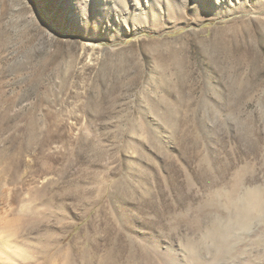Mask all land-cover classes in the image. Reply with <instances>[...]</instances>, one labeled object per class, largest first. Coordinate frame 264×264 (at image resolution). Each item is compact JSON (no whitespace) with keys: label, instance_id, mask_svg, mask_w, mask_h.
I'll return each instance as SVG.
<instances>
[{"label":"rangeland","instance_id":"rangeland-1","mask_svg":"<svg viewBox=\"0 0 264 264\" xmlns=\"http://www.w3.org/2000/svg\"><path fill=\"white\" fill-rule=\"evenodd\" d=\"M0 240L264 264V0H0Z\"/></svg>","mask_w":264,"mask_h":264},{"label":"bare ground","instance_id":"bare-ground-1","mask_svg":"<svg viewBox=\"0 0 264 264\" xmlns=\"http://www.w3.org/2000/svg\"><path fill=\"white\" fill-rule=\"evenodd\" d=\"M11 238H12V237H11ZM14 239H15V242H16V239H18V236H17V238H13V240H14ZM10 240H11V239H10ZM10 240H6V241L0 240V249H2V250L4 249V250H5V249H10V248H12V245L14 244V242L11 243L12 240H11V241H10ZM15 244H17V242H16ZM15 244H14V245H15ZM18 244H19V242H18ZM18 244H17V245H18ZM19 245H20V244H19ZM19 245H18V247H19ZM20 246H21V245H20ZM18 247H17V248H18ZM47 248H48V247H47ZM20 249H21V248H20ZM4 250H3V251H4ZM11 250H12V249H11ZM14 250H15V249H14ZM18 250H19V248H18ZM7 252H8V251H7ZM14 252H16V251H14ZM44 252H45L44 250L41 251V255H42V257H43L44 254H45ZM16 253H17V252H16ZM46 255H47V254H46Z\"/></svg>","mask_w":264,"mask_h":264}]
</instances>
